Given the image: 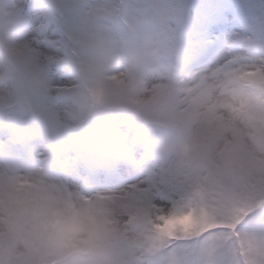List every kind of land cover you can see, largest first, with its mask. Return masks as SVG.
Returning <instances> with one entry per match:
<instances>
[{"label": "clouds", "instance_id": "obj_1", "mask_svg": "<svg viewBox=\"0 0 264 264\" xmlns=\"http://www.w3.org/2000/svg\"><path fill=\"white\" fill-rule=\"evenodd\" d=\"M178 31L176 17L161 22L154 6L131 0H77L74 5L63 0H0V132L13 139L32 138L40 149L36 163L42 166L37 174L19 176L45 183L68 198L69 191L49 182L45 171L75 158L69 133L90 140L99 149L97 157H103L110 136L124 134L120 151L134 145V124L147 132L144 142L157 157L155 170L193 184L195 173L179 166L184 144L215 154L224 136L235 132L264 160V91L248 90L252 119L225 113L223 120H213L211 105L240 101L242 85L229 80L235 66L227 64L211 77L189 78L186 44L176 38ZM54 64L67 69L66 83L52 79ZM57 105L62 106V123L53 124ZM227 157L237 171L254 158L241 142L220 159ZM11 172L0 171V182L6 183ZM224 182L232 186L235 179L226 177ZM164 190L163 182L149 183L143 191L129 189L115 200L70 192L85 211L110 209L109 227L115 232L102 255L67 260L57 258L55 235L33 228L36 217L30 211L20 208L9 219L6 197L0 193V262L137 264L135 256L160 243L138 210L146 209L163 224L158 216L169 213L153 201Z\"/></svg>", "mask_w": 264, "mask_h": 264}, {"label": "rangeland", "instance_id": "obj_2", "mask_svg": "<svg viewBox=\"0 0 264 264\" xmlns=\"http://www.w3.org/2000/svg\"><path fill=\"white\" fill-rule=\"evenodd\" d=\"M63 2L74 5L77 0H63ZM128 2L130 0L125 3ZM131 2L154 6L161 22H166L169 17H176L179 31L175 33V36L186 44L185 61L199 50L200 42H204L201 38L204 37L208 27L216 23L217 19H213L215 14L223 6L231 5L236 9L237 19L232 21L233 23L227 20V27L230 28L232 25L233 32L224 38V47H218L212 60L193 76L203 74L211 77L227 64L245 70L252 67H264V0H131ZM239 22H241L240 25L237 24ZM64 69L66 68L63 67L56 74L53 73V66L51 68L52 79L59 84L67 81L68 72H64ZM234 104L239 106V100ZM61 111L62 106L57 105L51 116L53 124L62 123ZM246 111L247 109L244 110ZM225 113L240 120L248 119L243 112H230L225 108H219L216 115L224 119ZM133 126L137 128V141L126 150L131 155V164L126 158L125 151L119 150L120 136L124 134L110 136L106 142L103 157H97L96 153L99 149L90 140L70 132L69 136L76 150L75 158L55 169H47L45 177L49 182L62 185L73 194L82 197L99 195L101 198L113 200L129 189L143 191L144 186L149 183L163 182L165 190L153 203L165 213L175 209L186 210L192 205H200L205 200L211 206L213 201H221L227 195L233 194L232 186L224 182L226 177H233L235 171L233 159L231 157L220 159L221 153H224L222 147L214 154L206 147L194 148L189 144L181 146L179 166L181 169L195 173L193 184L176 175L165 173L163 170L156 171L157 157L144 142L146 130L135 124ZM11 140L13 138L0 132V171L9 170L18 174L39 173L42 166L36 163L40 151L37 143L30 137L17 138L19 142L28 145L23 149V147L15 148L7 145V142ZM240 142L244 145L245 151L252 154L254 158L262 159L261 156L255 155L246 143ZM25 151L34 158L33 163L27 160ZM90 166L94 168V173L86 175L83 167ZM114 174L117 175L115 179L111 177ZM92 178L99 182L92 185L90 183ZM109 213L110 209H106L98 216L101 220L112 223ZM232 233V230L228 229L226 237H223L221 241L215 238V243L210 244L212 239L210 238L206 246H203V234L192 240L176 239L177 242L161 252L162 255L155 256L153 264H243L244 257L240 255V249H238V256L232 249L235 241L229 243ZM243 236L257 240L264 239V227L257 233H243ZM159 246L158 244L151 251ZM151 251L146 249L144 253L135 256L137 264L141 263L140 260L146 258ZM250 259H258V257H250ZM150 261L147 259L145 264H151Z\"/></svg>", "mask_w": 264, "mask_h": 264}, {"label": "snow or ice", "instance_id": "obj_3", "mask_svg": "<svg viewBox=\"0 0 264 264\" xmlns=\"http://www.w3.org/2000/svg\"><path fill=\"white\" fill-rule=\"evenodd\" d=\"M229 80L234 86L242 85L238 88L241 97L239 106L228 102L214 103L209 109L210 117L223 120L216 113L219 108H225L230 112H243L248 119H252L254 113L250 107L251 93L248 90L264 91V67L248 70L234 68L229 74ZM239 143L236 133L232 132L224 136L222 150L230 152ZM233 177V194L221 201H213L211 206L205 200L186 210L175 209L168 215H159L158 219L163 224L157 223L146 209L138 210L137 215L146 218L153 239L160 242L161 247L164 241L198 237L210 229L225 228L232 230L235 240L239 242L243 264H264V239L242 236L236 231L237 225L253 208L264 204V160L253 158L242 162ZM5 181L0 182V193L7 200L8 218L11 219L20 208L30 211L36 217L33 228L37 232L55 235L58 260H67L73 256L93 258L104 253L115 229L110 228V223L101 220L97 213L85 211L78 206L71 199L70 192L68 198H65L47 184L21 178L15 172L8 173Z\"/></svg>", "mask_w": 264, "mask_h": 264}]
</instances>
